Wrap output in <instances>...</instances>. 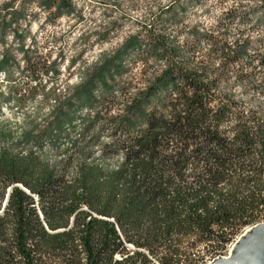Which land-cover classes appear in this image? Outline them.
<instances>
[{
	"label": "trees",
	"instance_id": "1",
	"mask_svg": "<svg viewBox=\"0 0 264 264\" xmlns=\"http://www.w3.org/2000/svg\"><path fill=\"white\" fill-rule=\"evenodd\" d=\"M184 1L138 21L40 136L60 150L79 128L83 148L71 140L51 163L30 132L0 139V264H203L191 257L215 258L264 217V37L242 30L264 32V0H240L208 27L182 23L204 0ZM43 5L53 18L73 11ZM138 63L133 90L121 81ZM235 86L261 102L245 110Z\"/></svg>",
	"mask_w": 264,
	"mask_h": 264
},
{
	"label": "rangeland",
	"instance_id": "2",
	"mask_svg": "<svg viewBox=\"0 0 264 264\" xmlns=\"http://www.w3.org/2000/svg\"><path fill=\"white\" fill-rule=\"evenodd\" d=\"M44 1L0 0V63L7 60L6 68L0 70V139L17 138L19 135L16 132L20 129L30 132L37 137V154L53 163L71 150V140L81 148L85 146L87 139L78 137L79 128L69 134L70 141L67 138L62 141L60 150L47 145L45 140L40 146L43 139L40 136L49 129L59 112H67L70 105H76V89L86 74L104 55L113 53L128 37L139 31L138 21L154 16L160 8L171 4L176 8L184 6L185 1L67 0L73 11L56 18H53L54 7L46 9ZM238 1L204 0L196 7H186L182 23L208 27L224 17V13ZM235 23L236 20L231 25L233 29L237 26ZM179 26H167L166 33L175 36ZM242 30L249 31L252 40L264 37L261 28H254L253 31L251 26ZM174 40L182 46V37ZM207 50L208 46L201 43L196 49L195 61H200ZM137 66L121 81L133 90L136 86H143L138 74L139 63ZM232 92L234 100L245 110L261 102V98L244 93L240 87L235 86ZM114 104L111 114L119 110V102ZM76 114L82 118L87 113L80 111ZM13 142L16 144V141ZM100 143H103L102 139L93 146L96 154ZM17 149L18 146H15L13 150ZM259 221L263 222L264 217H260ZM253 225L242 227L225 248H229ZM200 252L202 250L191 257L194 262L204 264L212 260L204 258Z\"/></svg>",
	"mask_w": 264,
	"mask_h": 264
},
{
	"label": "water",
	"instance_id": "3",
	"mask_svg": "<svg viewBox=\"0 0 264 264\" xmlns=\"http://www.w3.org/2000/svg\"><path fill=\"white\" fill-rule=\"evenodd\" d=\"M204 264H264V222L249 227L234 243L228 257Z\"/></svg>",
	"mask_w": 264,
	"mask_h": 264
},
{
	"label": "built area",
	"instance_id": "4",
	"mask_svg": "<svg viewBox=\"0 0 264 264\" xmlns=\"http://www.w3.org/2000/svg\"><path fill=\"white\" fill-rule=\"evenodd\" d=\"M264 222V221H263ZM242 235V234H241ZM240 235V236H241ZM239 236V237H240ZM239 237H237L236 238V240H234V242L229 246V248H225L220 254H218L217 256H215V258L216 257H218V256H222V257H228V255H229V253H230V251H231V248L233 247V245H234V243L237 241V239L239 238Z\"/></svg>",
	"mask_w": 264,
	"mask_h": 264
},
{
	"label": "bare ground",
	"instance_id": "5",
	"mask_svg": "<svg viewBox=\"0 0 264 264\" xmlns=\"http://www.w3.org/2000/svg\"><path fill=\"white\" fill-rule=\"evenodd\" d=\"M259 223H261V222H259ZM257 224H258V223H257ZM254 225H255V224H254ZM245 231H246V230H245ZM245 231H244V232H245ZM244 232H243V233H244ZM243 233H242V234H243ZM213 259H214V258H213ZM207 263H208V262H207Z\"/></svg>",
	"mask_w": 264,
	"mask_h": 264
}]
</instances>
